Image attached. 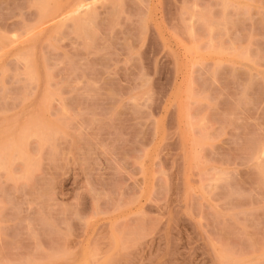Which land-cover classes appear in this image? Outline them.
I'll list each match as a JSON object with an SVG mask.
<instances>
[{
    "label": "rangeland",
    "instance_id": "1",
    "mask_svg": "<svg viewBox=\"0 0 264 264\" xmlns=\"http://www.w3.org/2000/svg\"><path fill=\"white\" fill-rule=\"evenodd\" d=\"M264 0H0V264H264Z\"/></svg>",
    "mask_w": 264,
    "mask_h": 264
},
{
    "label": "bare ground",
    "instance_id": "2",
    "mask_svg": "<svg viewBox=\"0 0 264 264\" xmlns=\"http://www.w3.org/2000/svg\"><path fill=\"white\" fill-rule=\"evenodd\" d=\"M262 152H264V150H263ZM263 154H264V153H263Z\"/></svg>",
    "mask_w": 264,
    "mask_h": 264
}]
</instances>
